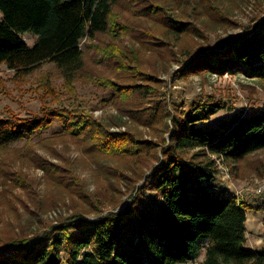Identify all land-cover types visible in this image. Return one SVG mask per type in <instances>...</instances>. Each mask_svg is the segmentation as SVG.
I'll return each mask as SVG.
<instances>
[{
	"label": "trees",
	"instance_id": "1",
	"mask_svg": "<svg viewBox=\"0 0 264 264\" xmlns=\"http://www.w3.org/2000/svg\"><path fill=\"white\" fill-rule=\"evenodd\" d=\"M119 1L0 0V66L25 77L53 63L71 88L85 67L84 40L110 33L118 41L128 32L113 17ZM174 30L177 36L187 31ZM27 34L36 37L32 46L23 39ZM98 50L122 67L128 61L135 63V76L147 75L138 71L137 55L128 57L117 43ZM202 70L222 75L243 72L264 82V19L225 45L211 51L201 48L181 74ZM108 86L124 102L157 93L146 83L109 82ZM222 109L217 103H202L181 116L160 115L161 121L171 120V126L166 124L170 136L163 144L153 143L156 162L141 176L143 187L152 192L150 200L141 193L142 187L130 204L105 216L75 215L70 223L35 238L12 239L0 245V264H186L205 241L203 264H264V244L256 250L246 245L252 205L216 184L218 162L231 168L264 150V112L237 114L214 127L201 126ZM55 122L110 157H132L144 145L129 132H110L90 111L45 106L39 115L28 118L11 112L0 116V148L29 139Z\"/></svg>",
	"mask_w": 264,
	"mask_h": 264
},
{
	"label": "rangeland",
	"instance_id": "2",
	"mask_svg": "<svg viewBox=\"0 0 264 264\" xmlns=\"http://www.w3.org/2000/svg\"><path fill=\"white\" fill-rule=\"evenodd\" d=\"M113 17L128 32L118 41L106 33L82 42L85 67L72 89L53 63L25 77L0 66V116L11 112L28 118L39 115L45 106L90 111L110 132H129L144 145L132 157H110L55 122L29 139L0 148V245L15 238H35L70 223L75 215L105 216L130 204L144 186L142 174L156 162L153 143L169 140L166 124L171 126V120L161 121L160 115L181 116L202 103L223 105L225 109L201 124L207 128L237 114L264 112L261 79L243 72L181 74L201 48L214 50L254 29L264 19V0H120ZM175 27L187 31L177 36ZM23 39L29 46L36 41L32 34ZM113 43L130 58L135 53L138 71L147 75L135 76L136 64L131 61L122 67L117 59L103 57L98 47ZM109 82L146 83L157 93L124 102ZM150 99L161 102L151 104ZM218 165L217 187L253 207L246 237L247 247L257 249L264 244V150L231 168ZM141 193L152 197L147 188ZM207 245L201 243L186 264H203Z\"/></svg>",
	"mask_w": 264,
	"mask_h": 264
},
{
	"label": "crops",
	"instance_id": "3",
	"mask_svg": "<svg viewBox=\"0 0 264 264\" xmlns=\"http://www.w3.org/2000/svg\"><path fill=\"white\" fill-rule=\"evenodd\" d=\"M250 213H251V214H253V212H249L248 214H250ZM247 216H248V215H247ZM246 245H247V244H246ZM248 248H249V249H252V250H256V248H255V247H251V248H250V247H248ZM259 248H260V247H257V249H259Z\"/></svg>",
	"mask_w": 264,
	"mask_h": 264
},
{
	"label": "built area",
	"instance_id": "4",
	"mask_svg": "<svg viewBox=\"0 0 264 264\" xmlns=\"http://www.w3.org/2000/svg\"><path fill=\"white\" fill-rule=\"evenodd\" d=\"M219 163V162H218Z\"/></svg>",
	"mask_w": 264,
	"mask_h": 264
}]
</instances>
